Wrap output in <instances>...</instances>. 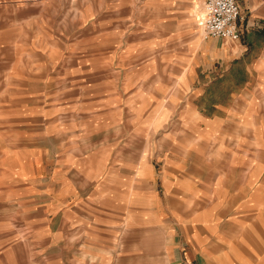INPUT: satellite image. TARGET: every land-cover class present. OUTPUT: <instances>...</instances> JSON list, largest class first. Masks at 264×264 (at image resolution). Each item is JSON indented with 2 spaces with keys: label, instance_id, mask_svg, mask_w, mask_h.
Instances as JSON below:
<instances>
[{
  "label": "crops",
  "instance_id": "1",
  "mask_svg": "<svg viewBox=\"0 0 264 264\" xmlns=\"http://www.w3.org/2000/svg\"><path fill=\"white\" fill-rule=\"evenodd\" d=\"M65 1L0 0V264H264V0L216 66H176L153 144L98 65L121 3Z\"/></svg>",
  "mask_w": 264,
  "mask_h": 264
},
{
  "label": "rangeland",
  "instance_id": "2",
  "mask_svg": "<svg viewBox=\"0 0 264 264\" xmlns=\"http://www.w3.org/2000/svg\"><path fill=\"white\" fill-rule=\"evenodd\" d=\"M103 1L106 6L121 3L120 7H111L109 11L116 20L121 18L122 24L112 25L114 31L110 36L113 40L99 45L98 65L112 63L115 68L114 84L119 88L122 83L129 87L131 104L125 125L130 127L131 143L136 141L138 132L145 131L147 140L153 144V139L161 138L162 133L175 126L176 121L170 122L166 112L171 107L170 87L174 84L176 66H216L213 40H210L215 37H204L202 34L203 0H98L99 6L103 5ZM65 2L59 13L68 16L72 12V17H75L81 0ZM59 37L63 49L66 44L73 43L65 33L59 32ZM105 44L110 48L105 49ZM159 85L163 89L162 108L165 114L162 117L167 118V123L158 124L155 130H161L154 132L150 129L154 123L153 114L147 110L153 99V90ZM139 91L143 94L141 100L145 101L142 100L141 105L135 103L140 99L135 97ZM159 162L156 160V163Z\"/></svg>",
  "mask_w": 264,
  "mask_h": 264
},
{
  "label": "built area",
  "instance_id": "3",
  "mask_svg": "<svg viewBox=\"0 0 264 264\" xmlns=\"http://www.w3.org/2000/svg\"><path fill=\"white\" fill-rule=\"evenodd\" d=\"M202 34L238 41L241 8L238 0H203Z\"/></svg>",
  "mask_w": 264,
  "mask_h": 264
}]
</instances>
